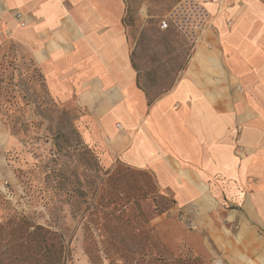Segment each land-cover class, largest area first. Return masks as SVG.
<instances>
[{
  "label": "crops",
  "instance_id": "0c3cea01",
  "mask_svg": "<svg viewBox=\"0 0 264 264\" xmlns=\"http://www.w3.org/2000/svg\"><path fill=\"white\" fill-rule=\"evenodd\" d=\"M193 2L202 28L182 65L138 60L125 0H0V49L18 46L49 95L74 105L104 162L170 191L165 239L211 241L216 264L227 245L264 264V0ZM141 84L163 86L153 96Z\"/></svg>",
  "mask_w": 264,
  "mask_h": 264
},
{
  "label": "rangeland",
  "instance_id": "374dc122",
  "mask_svg": "<svg viewBox=\"0 0 264 264\" xmlns=\"http://www.w3.org/2000/svg\"><path fill=\"white\" fill-rule=\"evenodd\" d=\"M125 1L138 60L184 64L199 31L179 28L185 15H169L185 0ZM0 122L10 141L0 137V264H216L221 257L211 241L195 251L185 239L164 238L156 222L174 210L170 191L148 170L104 162L85 142L74 105L49 95L15 45L0 49ZM232 246L220 264H249Z\"/></svg>",
  "mask_w": 264,
  "mask_h": 264
},
{
  "label": "built area",
  "instance_id": "2783aa9c",
  "mask_svg": "<svg viewBox=\"0 0 264 264\" xmlns=\"http://www.w3.org/2000/svg\"><path fill=\"white\" fill-rule=\"evenodd\" d=\"M178 15H185V18L178 24L179 28L187 29L188 32L200 31L202 28L204 12L193 0H185L181 3V7H177L174 12L170 13L169 18H176ZM16 17L20 18V13H16ZM167 27L168 21L163 19L160 22V28L166 29Z\"/></svg>",
  "mask_w": 264,
  "mask_h": 264
},
{
  "label": "trees",
  "instance_id": "16d2710c",
  "mask_svg": "<svg viewBox=\"0 0 264 264\" xmlns=\"http://www.w3.org/2000/svg\"><path fill=\"white\" fill-rule=\"evenodd\" d=\"M150 86H152V89H150ZM168 86H170V84L164 85V87H168ZM140 87L143 88L144 90H146L147 92L151 93V95H153V96H156L157 94L160 93V91H157L156 88H153V85L152 84H141Z\"/></svg>",
  "mask_w": 264,
  "mask_h": 264
}]
</instances>
